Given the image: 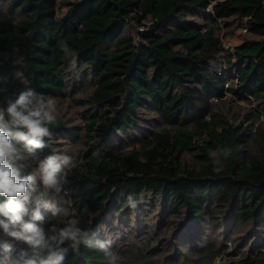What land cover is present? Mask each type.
<instances>
[{"label": "trees", "instance_id": "16d2710c", "mask_svg": "<svg viewBox=\"0 0 264 264\" xmlns=\"http://www.w3.org/2000/svg\"><path fill=\"white\" fill-rule=\"evenodd\" d=\"M234 22L251 38L224 52ZM25 87L82 108L48 125L40 158L81 146L59 192L69 215L42 209L46 230L74 213L114 264H215L235 235L240 260L264 264V122L224 105L264 107V0H0V106ZM64 264L110 260L81 244Z\"/></svg>", "mask_w": 264, "mask_h": 264}, {"label": "clouds", "instance_id": "9594fccd", "mask_svg": "<svg viewBox=\"0 0 264 264\" xmlns=\"http://www.w3.org/2000/svg\"><path fill=\"white\" fill-rule=\"evenodd\" d=\"M15 75L23 82V73ZM57 115L56 99L31 87L0 106V197L4 198L0 201V233L9 238L0 241V264H64L68 252L78 251L81 244L99 249L110 264L117 259L109 247L112 241H93V234L80 227L74 213L61 227H44L42 209L52 217L69 215L45 193H59L75 167L73 157L64 152L53 150L40 158L42 150L51 148L45 138L51 137L48 125L55 123ZM27 168L31 171L22 174ZM127 205L135 208L132 196ZM17 244L23 247L17 250Z\"/></svg>", "mask_w": 264, "mask_h": 264}, {"label": "rangeland", "instance_id": "374dc122", "mask_svg": "<svg viewBox=\"0 0 264 264\" xmlns=\"http://www.w3.org/2000/svg\"><path fill=\"white\" fill-rule=\"evenodd\" d=\"M65 10H66L65 8L60 7V10L58 11L57 14L63 15ZM221 37L223 39L224 52L225 50L229 48L232 49L234 47L241 45L243 43V40L251 38L244 31V29L240 28V26L235 22H234V25L230 29L222 30ZM224 52L223 54H221V56H219V60H220L219 62H221L222 64L220 65V67L223 66L225 68L223 64V59H222L225 55ZM230 85L231 84H229V86ZM73 88H74V91L71 93L73 100L76 102L80 100L79 102H81L83 91H85L84 88L82 87V84L78 80H74ZM226 95H227L226 96L227 100L224 105L229 110L231 119L233 122L236 121L235 123L238 124L239 121H243L242 117H244V115H247V114L248 115L250 114L259 115L260 122H264V107L258 106L257 103L250 100L248 96L244 97L245 98L244 101H240L230 93ZM72 97L70 101H66L64 103L57 101V113L58 115L62 116L69 125H78L81 122L80 113L82 112V108L81 106L77 107V105L72 100ZM59 143H60L59 148L56 150L59 152H64L70 156L77 153L81 146L80 142H71L67 140L66 141L60 140ZM129 144L130 143L124 144L123 145L125 147L124 149H127ZM117 147H121V144H110L109 145V149H116ZM40 190L44 191L42 186ZM48 192L49 194L52 193L53 196H56V198H54L56 199V202H53V203H55L58 206L59 204L64 203V199L60 197V193H55L54 191H51V190H49ZM0 234L3 235L2 233ZM234 237L235 235H233L232 238L229 239L230 242L225 243L226 245L223 247L222 254L219 257H217V259L215 260V264H249L252 261V258H250L249 260L242 262L240 260L241 257L236 255V253L238 252H235L234 244L231 241ZM7 239L9 238L5 236H1V241L7 240ZM16 247L17 249H19L20 247H23V245L17 244ZM224 253H227V254H224Z\"/></svg>", "mask_w": 264, "mask_h": 264}]
</instances>
